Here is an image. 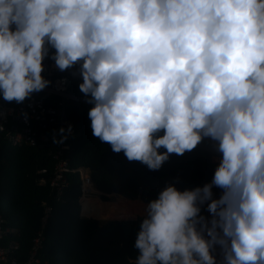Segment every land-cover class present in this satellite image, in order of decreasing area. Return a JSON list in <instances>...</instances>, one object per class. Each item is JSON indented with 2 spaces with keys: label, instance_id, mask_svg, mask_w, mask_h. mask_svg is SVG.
<instances>
[{
  "label": "clouds",
  "instance_id": "9594fccd",
  "mask_svg": "<svg viewBox=\"0 0 264 264\" xmlns=\"http://www.w3.org/2000/svg\"><path fill=\"white\" fill-rule=\"evenodd\" d=\"M50 54L113 152L153 171L205 138L220 154L144 206L133 264H264V0H0V97L45 89Z\"/></svg>",
  "mask_w": 264,
  "mask_h": 264
},
{
  "label": "trees",
  "instance_id": "16d2710c",
  "mask_svg": "<svg viewBox=\"0 0 264 264\" xmlns=\"http://www.w3.org/2000/svg\"><path fill=\"white\" fill-rule=\"evenodd\" d=\"M81 82L82 79L73 81L70 90L87 98L79 90ZM91 107L93 104L83 101L69 102L68 117L74 132L64 140L70 165L88 168L96 187L91 186V194L85 192L83 198L78 172L67 173L69 185L60 199L51 189L49 179L55 161L49 152L61 145L54 142V135L60 138L58 128L52 130L53 142L47 147L0 142V210L14 229L10 239L19 242L23 257L41 228L45 204H49L52 212L44 228L40 253L44 264H133L144 206L169 184L184 190L212 180L215 170L211 156L198 146L183 155L172 154L155 171L138 161L130 162L123 152H113L111 145L92 135L88 116ZM44 167L48 173H40ZM43 177L46 183L40 182ZM100 191L138 195L139 199L109 194L115 199L105 201L99 198ZM140 193L147 202L141 200ZM221 193V189L213 188V198H219ZM103 198L108 199L105 195ZM206 212L204 205L202 215Z\"/></svg>",
  "mask_w": 264,
  "mask_h": 264
},
{
  "label": "built area",
  "instance_id": "2783aa9c",
  "mask_svg": "<svg viewBox=\"0 0 264 264\" xmlns=\"http://www.w3.org/2000/svg\"><path fill=\"white\" fill-rule=\"evenodd\" d=\"M54 51V50H53ZM45 69L43 75L51 83L42 91L33 93L22 103L4 102L0 97V142L7 141L12 146H35L47 147L53 142L52 130L54 128L67 129L71 125L68 117V104L71 100L83 101L88 104V98L79 96L70 90L73 81H80L82 77L78 74V67L60 71L51 59V54L44 61ZM74 132L60 133V138ZM64 141L55 151L50 149L49 154L55 161L53 174L49 183L55 196L60 199L69 185L67 173L78 172L81 178V195L91 194L90 187L94 182L90 171L86 167L73 168L69 158L65 156ZM202 150L211 156L213 169L216 170L220 154L214 147V142L205 138L199 145ZM48 168L40 169V173H48ZM46 183L45 177L40 179ZM96 188V187H95ZM102 194V193H101ZM103 195V194H102ZM104 199V198H103ZM106 200V199H104ZM52 206L45 204L41 228L32 239L30 250L26 257L20 252L19 242L10 239L14 232L13 227L8 224L3 212L0 210V264H44L40 253L44 242V228L48 222ZM204 216L210 218L208 211Z\"/></svg>",
  "mask_w": 264,
  "mask_h": 264
},
{
  "label": "rangeland",
  "instance_id": "374dc122",
  "mask_svg": "<svg viewBox=\"0 0 264 264\" xmlns=\"http://www.w3.org/2000/svg\"><path fill=\"white\" fill-rule=\"evenodd\" d=\"M121 195H122L123 197H126V198H137V199H139L138 195H137V196H127V195H124V194H121ZM139 195H140V194H139ZM103 196H104V195H102L101 193L99 194V198L102 199V200H104V199H103ZM82 198H83V194H82ZM107 198H108V199H106L105 201H108V200L111 199V198H112V199H115V197H111V198H110L109 196H107ZM81 200H82V199H81ZM92 217H96V216H92ZM138 217H139V216H138ZM97 218H98V217H97ZM123 219H124V218H123ZM127 219H128V218H127ZM99 220H100V219H99Z\"/></svg>",
  "mask_w": 264,
  "mask_h": 264
},
{
  "label": "water",
  "instance_id": "95a60500",
  "mask_svg": "<svg viewBox=\"0 0 264 264\" xmlns=\"http://www.w3.org/2000/svg\"><path fill=\"white\" fill-rule=\"evenodd\" d=\"M101 193H102L103 195H105V196H109V194H121V193H118V192H115V191H112V192H110V193H107V192H103V191H101ZM139 196H141V200H142L143 202H147V201H145V200L143 199L142 193H140ZM95 219H96V218H95ZM97 220H99V219H97ZM99 221L104 222V221H108V220H99Z\"/></svg>",
  "mask_w": 264,
  "mask_h": 264
},
{
  "label": "bare ground",
  "instance_id": "6f19581e",
  "mask_svg": "<svg viewBox=\"0 0 264 264\" xmlns=\"http://www.w3.org/2000/svg\"><path fill=\"white\" fill-rule=\"evenodd\" d=\"M101 192V191H100Z\"/></svg>",
  "mask_w": 264,
  "mask_h": 264
}]
</instances>
